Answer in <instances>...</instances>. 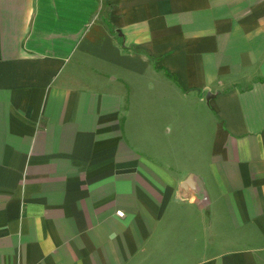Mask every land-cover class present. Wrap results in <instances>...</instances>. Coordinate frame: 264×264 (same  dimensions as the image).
Returning <instances> with one entry per match:
<instances>
[{
    "label": "crops",
    "instance_id": "obj_1",
    "mask_svg": "<svg viewBox=\"0 0 264 264\" xmlns=\"http://www.w3.org/2000/svg\"><path fill=\"white\" fill-rule=\"evenodd\" d=\"M0 264H264V0H0Z\"/></svg>",
    "mask_w": 264,
    "mask_h": 264
}]
</instances>
